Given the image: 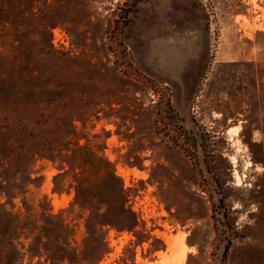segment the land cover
Wrapping results in <instances>:
<instances>
[{"label": "rangeland", "instance_id": "rangeland-1", "mask_svg": "<svg viewBox=\"0 0 264 264\" xmlns=\"http://www.w3.org/2000/svg\"><path fill=\"white\" fill-rule=\"evenodd\" d=\"M32 68L59 74L78 145L110 163L136 223L97 229L78 170L25 157L45 132L17 97L0 105L2 264H264V0H0L2 89Z\"/></svg>", "mask_w": 264, "mask_h": 264}, {"label": "trees", "instance_id": "trees-1", "mask_svg": "<svg viewBox=\"0 0 264 264\" xmlns=\"http://www.w3.org/2000/svg\"><path fill=\"white\" fill-rule=\"evenodd\" d=\"M48 53L51 59L54 60L55 65H59V62L63 59L62 54H58L56 51ZM26 59L28 60V57H26ZM57 68L59 69L58 66ZM41 77L42 74L32 68L31 72L21 76V88L11 94L2 89L8 78H6L3 72H0V105H4L10 102V100H15L18 97L19 101L24 103V108L28 112L31 111V108L35 107L39 118V129L41 126L43 132H45L38 143H36L37 145L27 144L23 146V149H25V157H28L27 154H29L31 148L35 147V150L40 151L41 156H46L52 161H65L69 169L73 171L78 170L74 172L73 175L72 185L75 190L73 203L89 211L88 221L94 217H102L95 223V226L97 225L99 227L97 229H101L102 225L109 223L118 227H133L136 223L135 217L126 205V194L119 182H116V185L111 182L115 181L116 177L110 163L86 146L78 145L74 125L72 123L76 112L73 111V107H70L67 102L58 104L57 98L59 97H57V95L59 93L63 95L60 98L66 100L67 97L65 89L62 88L60 84L61 77H59L58 73L46 79ZM57 81H59V84ZM13 96L16 97L12 98ZM22 129L26 134L25 137L30 139L29 127L23 126ZM35 153L36 151H34V154ZM90 170H95L97 178L102 181L104 197H101L102 199H96V203L90 191V180L88 178V172ZM31 173V166L29 165L25 170L28 181L33 180L30 176ZM96 196L97 195H94V197ZM5 205L6 204L0 203V207H3L4 213L11 217V210L6 211ZM102 206H105L103 211ZM109 211L112 212L113 217H111V220L113 221L103 218ZM94 229H96V227L91 230V235L93 236L95 233ZM2 238H6V242L14 241V239H9L8 228L5 232L3 231ZM100 243L101 246L96 248V254L93 259L94 262H96L107 250L104 237L100 238ZM60 251L62 252L63 249ZM17 252L18 254L20 253L19 251ZM47 257L52 262L54 258L61 260L66 256L63 257L60 254V256L55 257L54 254L49 253ZM2 262V259H0V264H2ZM70 263L72 264L71 261L69 264Z\"/></svg>", "mask_w": 264, "mask_h": 264}, {"label": "bare ground", "instance_id": "bare-ground-1", "mask_svg": "<svg viewBox=\"0 0 264 264\" xmlns=\"http://www.w3.org/2000/svg\"><path fill=\"white\" fill-rule=\"evenodd\" d=\"M167 238H168V237H167ZM167 238H166V239H167ZM175 239H178V238H177V237H176V238L170 237V238H168V240H166V241H168L169 245H172ZM180 240H181V239H180ZM180 240H179V241H180ZM176 244L178 245V243H176ZM181 244H182V243H181ZM175 246H176V245H175ZM170 249H171V248H170ZM179 250H180V251H179ZM179 250H174V253L177 254L179 260H182V259H183V256H185V255H184L185 250H184L183 247H182V249H179Z\"/></svg>", "mask_w": 264, "mask_h": 264}]
</instances>
